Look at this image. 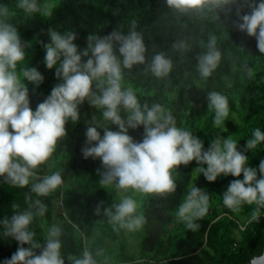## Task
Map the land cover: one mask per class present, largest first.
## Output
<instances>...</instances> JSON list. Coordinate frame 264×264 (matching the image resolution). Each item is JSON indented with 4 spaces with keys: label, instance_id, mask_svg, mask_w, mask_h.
<instances>
[{
    "label": "trees",
    "instance_id": "obj_1",
    "mask_svg": "<svg viewBox=\"0 0 264 264\" xmlns=\"http://www.w3.org/2000/svg\"><path fill=\"white\" fill-rule=\"evenodd\" d=\"M17 0H0V5L15 7ZM41 5L53 4L51 15L42 13L25 15L15 10L13 23L25 42L24 61L19 67H36L43 75L37 87L28 83L30 107L36 106L50 94L53 86L60 83L55 76V66L44 65L43 43L50 42L48 29L61 34L72 31L77 38L73 41L79 49L87 46V36L107 35L112 31L127 34L131 21H136V31L143 36L146 46L145 63L123 70V84L131 86L140 103L151 106L161 104L170 111L178 127L186 128L203 141L205 150L215 138L231 137L238 141V150L244 151L246 140L252 138L254 129L264 132V54L257 49L254 36L238 29L240 15L250 12L245 0H235L227 6L208 12L205 16L196 13L181 14L170 9L166 0H37ZM258 3L259 0H256ZM217 37L216 47L222 59L217 69L207 79L197 71V57L207 50L208 37ZM189 45L186 51L173 49L177 41ZM163 52L173 63L172 71L163 78L155 77L148 66L153 56ZM86 59V58H85ZM218 91L228 97L229 116L220 125L213 123L214 111L208 108L207 93ZM79 119L66 122V136L58 140L52 156L36 170L40 177L60 171L63 183L46 197H37L30 192L31 184L24 188L4 183L0 177V221L13 214L12 205L26 209L35 199L47 206L44 216H37L30 225L36 233L35 239L43 242L52 225L62 229L61 254L65 264L69 254L77 257L89 247L96 231L104 247H120L124 255L116 263L99 264H249L264 252V209L258 222L251 220L255 205H241L232 211L222 203V194L229 182L243 179L221 175L214 182L205 179L195 160L187 166L173 170L177 184L175 193L166 197L117 191L113 186H102L98 171L104 169L99 158L85 159L82 149L86 146L85 132L93 124L117 131L115 125L102 119V109L91 105L86 99L79 106ZM121 115L126 113L121 110ZM103 136V129H97ZM128 134L137 142L142 140L143 126L129 129ZM247 166L257 168L264 159V142L255 149L247 150ZM206 167V165H204ZM259 177V173H258ZM192 186L206 191L209 210L196 231L188 230L176 213ZM31 196L26 203L25 196ZM124 195H132L140 204L139 212L146 223L138 231H113L104 209L118 203ZM97 206L100 207L96 214ZM118 237V238H117ZM121 245H120V244ZM90 245V246H91ZM132 245L131 248L130 246ZM18 244L3 235L0 224V264L10 259ZM28 247V245H24ZM125 250V251H124ZM39 250H37V253ZM139 254V255H137Z\"/></svg>",
    "mask_w": 264,
    "mask_h": 264
},
{
    "label": "clouds",
    "instance_id": "obj_2",
    "mask_svg": "<svg viewBox=\"0 0 264 264\" xmlns=\"http://www.w3.org/2000/svg\"><path fill=\"white\" fill-rule=\"evenodd\" d=\"M230 3L235 0H166L167 6L178 13L193 12L200 16ZM245 3L250 12L240 15L237 11L238 29L254 36L258 51L264 54V0L258 3L245 0ZM53 7L49 3L41 5L37 0H17L14 9L7 4L0 5V177L4 183L19 188L31 184L30 192L37 197L48 196L63 183L60 171L40 177L36 170L52 156L58 140L66 136V122L78 121V106L87 99L91 105L102 109L104 121L118 129L112 131L109 127L93 124L85 132L86 144L90 146L84 147L82 154L85 159L101 160L104 171H97L102 186L166 197L177 188L173 170L195 160L197 170L209 182L221 175L240 177L242 174L243 179L229 182L222 194V203L232 211L243 204L255 205L251 220L258 222L264 209V159L260 160L258 169L249 167L244 152L264 142V132L254 129L252 138L246 140L244 151L238 150V141L231 137L215 138L205 150L203 141L186 128L178 127L171 112L161 104L142 105L136 91L123 84V70L144 64L146 59V46L142 34L135 30V20L131 21L132 27L127 34L115 30L104 36L89 34L87 46L82 50L73 42L77 38L75 32L61 34L49 28L50 42L42 44L43 63L47 69L55 66V76L60 83L53 86L50 94L33 111L28 83L38 87L44 77L36 67L18 68L31 44L22 40L10 19L15 10H21L25 15L42 13L50 16ZM216 43L217 37L210 35L207 50L197 57V71L202 78L210 77L222 59ZM172 47L186 51L189 45L181 40L174 42ZM172 68V60L158 52L147 70L155 77L163 78ZM207 101L208 108L214 111V125L220 126L229 116L228 97L210 91ZM121 110L125 116L121 115ZM98 126L103 129V136L97 130ZM139 126H143V136L137 142L128 130ZM30 200L31 196L26 195V203ZM209 200V194L203 189L196 186L189 189L176 213L188 230L199 229L200 225L195 221L208 213ZM139 208L140 204L132 195H124L118 203L105 208L104 215L113 225V231H138L146 223ZM12 209L11 217H5L0 224L3 235L13 238L18 247L4 264H65L61 254L60 226L52 225L42 243L30 230L34 218L44 216L47 206L35 199L24 210H19L20 206L16 204ZM95 211L99 214L100 207L97 206ZM67 260L71 264H97L88 249H84L79 257L69 254ZM254 261L264 264V255Z\"/></svg>",
    "mask_w": 264,
    "mask_h": 264
},
{
    "label": "rangeland",
    "instance_id": "obj_3",
    "mask_svg": "<svg viewBox=\"0 0 264 264\" xmlns=\"http://www.w3.org/2000/svg\"><path fill=\"white\" fill-rule=\"evenodd\" d=\"M100 231H96L94 236L91 239V242H89V247H92V243L94 244V259L97 261V264L101 263V259L103 258V262H112L116 263L119 261V258H122L124 253L120 250V247H111L112 244H110L107 247H104L99 240ZM118 238V237H117ZM120 244V243H119ZM91 245V246H90ZM121 245V244H120ZM132 245L130 246V248ZM133 250V248H131ZM125 251V250H124ZM98 252H101V254H97ZM139 255V254H137Z\"/></svg>",
    "mask_w": 264,
    "mask_h": 264
},
{
    "label": "water",
    "instance_id": "obj_4",
    "mask_svg": "<svg viewBox=\"0 0 264 264\" xmlns=\"http://www.w3.org/2000/svg\"><path fill=\"white\" fill-rule=\"evenodd\" d=\"M262 255H264V252L261 255H259V256H262ZM259 256H256V257H259ZM256 257H254V258H256ZM254 258L250 261L249 264H255Z\"/></svg>",
    "mask_w": 264,
    "mask_h": 264
}]
</instances>
